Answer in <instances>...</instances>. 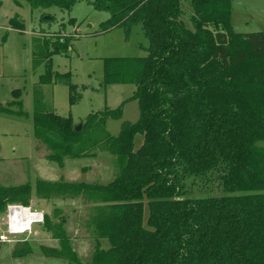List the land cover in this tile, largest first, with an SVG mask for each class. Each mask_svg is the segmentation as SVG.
<instances>
[{
  "label": "trees",
  "instance_id": "trees-1",
  "mask_svg": "<svg viewBox=\"0 0 264 264\" xmlns=\"http://www.w3.org/2000/svg\"><path fill=\"white\" fill-rule=\"evenodd\" d=\"M13 1L31 11H64L81 0ZM91 5L110 14L101 31L128 33L140 25L148 42L146 57L108 58L103 67L105 85L135 86L139 119L124 122L112 136L106 123L120 119L121 108L89 115L79 132L70 118L36 110L33 136L38 150L45 147V159L62 166L67 158L109 153L112 180L0 185V216L11 204L29 206L32 196L47 202L80 198L88 206L83 225L94 241L86 264H264V32H235L231 0ZM9 23L24 28L14 18ZM217 33L226 35V45L216 43ZM49 77L47 70L41 84H50ZM12 96L20 109L13 113L24 115L20 90ZM0 112L11 111L0 106ZM136 135L143 137L138 149ZM58 215H45L41 229L60 248L40 250L83 264ZM31 253L27 242H19L12 255Z\"/></svg>",
  "mask_w": 264,
  "mask_h": 264
},
{
  "label": "rangeland",
  "instance_id": "rangeland-1",
  "mask_svg": "<svg viewBox=\"0 0 264 264\" xmlns=\"http://www.w3.org/2000/svg\"><path fill=\"white\" fill-rule=\"evenodd\" d=\"M91 1L81 0L64 11L56 7L31 11L27 5L17 7L13 0H0V106L11 111L0 112V185L4 187L29 184L34 188L40 180L107 185L112 180L114 158L109 153L67 158L60 166L45 159V147L38 150L33 136L36 110L70 118L78 126L91 114L121 108V118L106 123L112 136L118 135L124 122L134 124L139 119L138 102L132 100L135 86L105 85L103 67L108 58L146 57L148 42L140 25L128 33L123 28L101 31L110 14L96 11ZM189 14L187 9L184 21ZM12 18L24 24L23 30L11 27ZM231 25L241 34L264 32V0H231ZM187 26L191 28L189 22ZM56 42H61L59 49L53 46ZM47 70L50 84H41ZM14 90H20L22 116L13 113L20 110L12 105ZM70 94L74 104H70ZM142 141L143 137L136 135L134 148L138 149ZM29 205L50 217L57 210L76 257L83 264L91 261L94 241L83 225L88 206L80 198L47 202L32 196ZM3 219L4 214L0 222ZM26 238L32 253L14 257L16 243L1 244L0 264H69L61 258L46 257L40 250L41 246L60 248V242L41 226Z\"/></svg>",
  "mask_w": 264,
  "mask_h": 264
},
{
  "label": "built area",
  "instance_id": "built-area-1",
  "mask_svg": "<svg viewBox=\"0 0 264 264\" xmlns=\"http://www.w3.org/2000/svg\"><path fill=\"white\" fill-rule=\"evenodd\" d=\"M45 215L33 207L11 204L6 208L3 222H0V244L27 241L34 228L42 226Z\"/></svg>",
  "mask_w": 264,
  "mask_h": 264
},
{
  "label": "water",
  "instance_id": "water-1",
  "mask_svg": "<svg viewBox=\"0 0 264 264\" xmlns=\"http://www.w3.org/2000/svg\"><path fill=\"white\" fill-rule=\"evenodd\" d=\"M215 41L218 45H226L227 37L224 33H217L215 34ZM75 130L79 132L81 130V125H78Z\"/></svg>",
  "mask_w": 264,
  "mask_h": 264
}]
</instances>
